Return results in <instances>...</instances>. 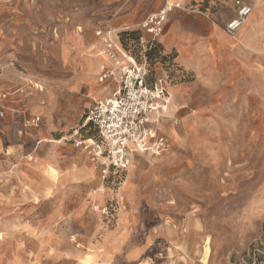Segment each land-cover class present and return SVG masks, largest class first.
<instances>
[{"label": "rangeland", "instance_id": "374dc122", "mask_svg": "<svg viewBox=\"0 0 264 264\" xmlns=\"http://www.w3.org/2000/svg\"><path fill=\"white\" fill-rule=\"evenodd\" d=\"M236 1L0 0V264H238L264 243V0L233 38ZM99 26L172 96L169 149L106 177L84 143L116 87Z\"/></svg>", "mask_w": 264, "mask_h": 264}, {"label": "built area", "instance_id": "2783aa9c", "mask_svg": "<svg viewBox=\"0 0 264 264\" xmlns=\"http://www.w3.org/2000/svg\"><path fill=\"white\" fill-rule=\"evenodd\" d=\"M172 7L152 15L145 24L155 39L163 35ZM235 8L237 15L226 26V32L233 38L252 15V9L242 0L236 1ZM95 36L99 38V54L107 64L98 81H112L116 87L109 97L96 101L89 110L87 122L97 129L99 136L84 143L91 160L106 177L110 170L127 169L134 154L160 156L169 149V141L160 134L156 123L170 111L172 96L166 78L148 83L145 66L125 53L119 35L112 28L99 26ZM7 98L4 94L0 99ZM4 117L5 111L0 109V120ZM39 122L40 118L35 117L28 125L36 126ZM242 254L238 264H264L263 241L251 243Z\"/></svg>", "mask_w": 264, "mask_h": 264}, {"label": "crops", "instance_id": "0c3cea01", "mask_svg": "<svg viewBox=\"0 0 264 264\" xmlns=\"http://www.w3.org/2000/svg\"><path fill=\"white\" fill-rule=\"evenodd\" d=\"M245 5H247L245 2H243ZM248 6V5H247ZM235 14H236V8H235ZM237 15V14H236ZM166 25V23L164 24V26ZM261 47H262V49L264 50V42L262 43V45H261ZM185 61V60H184ZM8 95V94H7ZM2 96V95H1ZM1 96H0V98H1ZM7 100V99H6ZM2 101H5V100H2ZM160 134H162L163 135V133L160 131ZM165 136V135H164Z\"/></svg>", "mask_w": 264, "mask_h": 264}]
</instances>
